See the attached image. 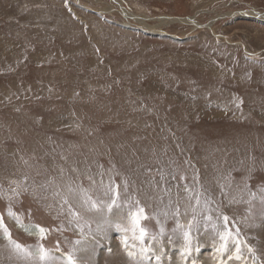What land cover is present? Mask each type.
I'll return each instance as SVG.
<instances>
[{"label":"rangeland","instance_id":"obj_1","mask_svg":"<svg viewBox=\"0 0 264 264\" xmlns=\"http://www.w3.org/2000/svg\"><path fill=\"white\" fill-rule=\"evenodd\" d=\"M263 18L264 0H0V215L23 246L0 228V264H40L41 242L80 264H264ZM140 208L143 241L123 230Z\"/></svg>","mask_w":264,"mask_h":264},{"label":"snow or ice","instance_id":"obj_2","mask_svg":"<svg viewBox=\"0 0 264 264\" xmlns=\"http://www.w3.org/2000/svg\"><path fill=\"white\" fill-rule=\"evenodd\" d=\"M109 191H113V189L109 188ZM115 195L118 196L119 193L116 192ZM117 206L118 205L116 203V199L113 198L111 203H109L107 205V209L109 212H111L113 210V208L117 207ZM91 208L96 209L97 211L101 210L99 204L96 201H91ZM143 211L144 210L142 208H140V209H138L137 212L131 213L130 214V229L129 228L123 229L124 231L131 230L133 237L136 239H139L141 241H143L144 237L147 235L146 229L140 225V220L142 218ZM77 215H78V213H77ZM228 219L229 218L227 216L223 217L224 225H225V231L219 233V239L221 240L222 243H221V247L218 249V251H226L227 247H228V243H229V238L232 237L231 229L228 228ZM0 228H3L4 232L6 233L8 239H9V241L11 243H13L17 249H23V246L21 244H19L18 242L12 241L11 232L8 230L6 225H4L2 215H0ZM36 228L38 229L40 241H43L44 239H46L47 230L40 225H36ZM137 231L139 233L138 235H137ZM190 237H191L190 232L184 233V239L186 241H188L189 244L191 243ZM127 239H128V237L125 236L124 237L125 244L127 242ZM79 243H80L79 240L76 241V244H79ZM59 251H60L59 246H57L56 252H59ZM75 251H76V249L74 248L72 250V252L64 254V258L61 259L60 256H57L52 251L46 249L44 244L41 242L38 245V248L36 251V257L39 260L40 264H80V262L78 261V259L74 255ZM236 251L239 252V246L238 245L236 246ZM26 254L29 256L32 255L31 252H26ZM129 255H131V253H129ZM237 259H239V256H237Z\"/></svg>","mask_w":264,"mask_h":264},{"label":"bare ground","instance_id":"obj_3","mask_svg":"<svg viewBox=\"0 0 264 264\" xmlns=\"http://www.w3.org/2000/svg\"><path fill=\"white\" fill-rule=\"evenodd\" d=\"M253 15V14H252ZM264 19V18H263ZM168 21H173L175 20L174 18H167ZM182 20V19H181ZM186 21V20H185ZM195 25V24H194ZM17 227L27 235L31 237H37L39 236L38 229L36 228V225L33 224H27V223H22L18 222Z\"/></svg>","mask_w":264,"mask_h":264}]
</instances>
